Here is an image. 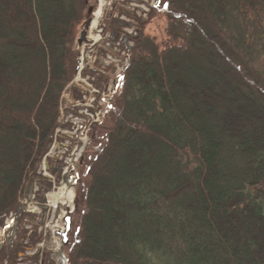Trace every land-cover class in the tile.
Returning <instances> with one entry per match:
<instances>
[{
	"label": "trees",
	"instance_id": "trees-1",
	"mask_svg": "<svg viewBox=\"0 0 264 264\" xmlns=\"http://www.w3.org/2000/svg\"><path fill=\"white\" fill-rule=\"evenodd\" d=\"M157 4L92 129L70 264H264V0ZM93 9L0 0V230L30 177L51 189L36 170Z\"/></svg>",
	"mask_w": 264,
	"mask_h": 264
},
{
	"label": "built area",
	"instance_id": "built-area-1",
	"mask_svg": "<svg viewBox=\"0 0 264 264\" xmlns=\"http://www.w3.org/2000/svg\"><path fill=\"white\" fill-rule=\"evenodd\" d=\"M157 1L98 0L86 40L77 45L76 73L60 94L59 118L52 143L36 171L39 177L51 184L52 191L61 185L65 173H69L70 177L80 174L91 145L92 128L102 121L112 102L116 81L130 64L139 25ZM53 152L57 154V159L49 158ZM39 190L40 185L34 183L18 209L5 218L4 227L0 230V246L6 250L3 264H42L41 260L31 262L26 259L27 256H35V249L31 248L44 242H40L43 238L40 230H37L38 237L25 255H16L22 230L32 231L35 225L33 219L39 220L43 209H47L50 192L46 193V200L43 201L37 195Z\"/></svg>",
	"mask_w": 264,
	"mask_h": 264
},
{
	"label": "bare ground",
	"instance_id": "bare-ground-1",
	"mask_svg": "<svg viewBox=\"0 0 264 264\" xmlns=\"http://www.w3.org/2000/svg\"><path fill=\"white\" fill-rule=\"evenodd\" d=\"M67 174L65 173L64 176ZM79 186L80 177L78 174L77 177L71 176L63 180L57 189L47 195V216L44 222L43 232L52 238L48 251L57 255V264H69L73 243H71L72 228L67 229L66 218L68 216L72 218L74 215L79 196ZM58 232L67 233L69 239L67 244L62 242V238ZM40 246L46 248L45 242L40 243ZM31 262H36V260Z\"/></svg>",
	"mask_w": 264,
	"mask_h": 264
},
{
	"label": "rangeland",
	"instance_id": "rangeland-1",
	"mask_svg": "<svg viewBox=\"0 0 264 264\" xmlns=\"http://www.w3.org/2000/svg\"><path fill=\"white\" fill-rule=\"evenodd\" d=\"M90 3L93 5L95 4V8L98 7V0H90ZM150 17V14L148 15V17L144 20V21H147ZM168 26V22L166 19H164L163 17H160L159 19H153L147 26H146V31L148 33H151L153 35H158L159 37L161 35H163L164 33V30L166 29V27ZM82 30V29H81ZM80 35V34H79ZM50 147V146H49ZM49 150V148H48ZM47 150V151H48ZM88 156V153L86 154V157H85V160ZM49 158H56L57 159V154L56 153H52L51 156H49ZM84 164V163H83ZM83 164H82V168H83ZM62 168L60 170V173L62 172ZM80 186H79V191H80V187H81V184H82V181H83V172H82V169L80 171ZM62 177V176H61ZM70 177V174L68 173L64 180H66V178H69ZM63 178V177H62ZM30 180V179H29ZM30 181H27V184H26V191L28 190V186H29ZM49 192V191H48ZM47 192V193H48ZM26 192H24V195H25ZM79 197V196H78ZM78 203V201H77ZM45 209V208H44ZM43 209V212H42V215L39 217V220H37L35 222V224H39L37 227H38V231L40 230V236H42V241L45 242V246L47 248H43V247H40L38 245H35L33 248L31 249H35V256H38V257H41L39 259H42V264H57V255L51 253L50 251H48L49 247H50V243H51V236L50 235H46L44 234L43 232V227H44V222H45V219H46V216H47V209L44 210ZM76 209H77V206L75 208V212H76ZM75 212H74V215H75ZM74 215H73V221H74ZM74 227V226H73ZM73 235H74V229H72V233H71V243H73ZM39 243V242H38ZM45 249V250H44ZM43 253V255H42ZM71 256V254H70ZM6 259V250L5 249H2L0 251V264H3L2 262H4V260ZM29 261V260H27ZM69 264H70V259H69Z\"/></svg>",
	"mask_w": 264,
	"mask_h": 264
},
{
	"label": "water",
	"instance_id": "water-1",
	"mask_svg": "<svg viewBox=\"0 0 264 264\" xmlns=\"http://www.w3.org/2000/svg\"><path fill=\"white\" fill-rule=\"evenodd\" d=\"M89 24H90V19H88V20L85 22L84 29H83V30L81 31V33H80V37H79V39H78V43H79V44H81L83 41H85V39H86V34H87L86 29L89 27ZM119 84H120V80L117 81L116 89L118 88ZM66 223H67L66 227H67L68 230L71 229V228L73 229V217L71 218V217L68 216V217L66 218ZM58 234H59L60 236H62V240H63V243H64V244H67V243L69 242V239H68V237H67V233L58 232ZM42 255H43V253H42Z\"/></svg>",
	"mask_w": 264,
	"mask_h": 264
},
{
	"label": "snow or ice",
	"instance_id": "snow-or-ice-1",
	"mask_svg": "<svg viewBox=\"0 0 264 264\" xmlns=\"http://www.w3.org/2000/svg\"><path fill=\"white\" fill-rule=\"evenodd\" d=\"M155 6H156V7H159L160 5H159V4H156ZM165 7H167V5H165Z\"/></svg>",
	"mask_w": 264,
	"mask_h": 264
}]
</instances>
